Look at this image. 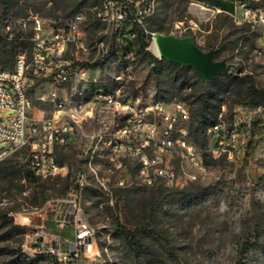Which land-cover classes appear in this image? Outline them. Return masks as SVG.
<instances>
[{"label":"rangeland","instance_id":"374dc122","mask_svg":"<svg viewBox=\"0 0 264 264\" xmlns=\"http://www.w3.org/2000/svg\"><path fill=\"white\" fill-rule=\"evenodd\" d=\"M101 2L0 0V28L4 30L7 18L28 21L37 16L53 27L83 13L82 30L89 52L80 54L79 59L85 66L99 70L102 78L111 80L127 67L121 66L119 58L108 50L112 29L95 16ZM227 5L232 7L228 2ZM146 27L154 35L189 37L204 52L213 50L215 61H225L230 66L225 76L206 85L194 69L181 70L161 62L151 48L153 40L149 36L147 50L157 61L145 62L136 55L134 62L127 64L133 79L120 92L126 103L139 108L154 102L169 107L186 104L190 115L185 125L188 139L203 154L206 171L178 189L161 179L152 186L143 185L138 165L129 160H123L122 169L98 155L89 162L86 151L92 146V136L123 115H114L86 97L83 102L88 105L80 115L84 117L80 126L72 123L70 143L56 149L57 161L66 168L63 175L32 177L21 156L9 158L0 166V264L55 262L50 257L35 260L29 235L37 225H44L53 235L74 239L73 228L60 229L54 220L67 213L68 206L62 203L75 199L72 195L81 188L80 183V214L95 231L94 256L98 264H237L240 260L264 264V105L251 109L246 104L248 77L256 88L264 90V52L260 53L264 29L238 24L228 14L204 10L182 0L160 1ZM25 34L30 38V29ZM68 57L78 58L74 53ZM110 85V90L117 91L115 84ZM54 91L51 81H34L30 98L35 116H52ZM57 93L61 100L70 96L68 88H59ZM87 112L91 113L85 117ZM202 112L210 122L217 115V122L222 119L228 129L238 130L240 137L232 160L213 157L214 124L203 126ZM11 114L14 112L4 111L0 117ZM163 164L172 167L178 177L195 172L179 147L165 153ZM107 178L111 181L110 192L102 187ZM123 179L129 185L116 187ZM3 216L9 217L11 223L5 222ZM118 227L136 231L139 248L132 247ZM246 242L250 249L242 254Z\"/></svg>","mask_w":264,"mask_h":264},{"label":"built area","instance_id":"2783aa9c","mask_svg":"<svg viewBox=\"0 0 264 264\" xmlns=\"http://www.w3.org/2000/svg\"><path fill=\"white\" fill-rule=\"evenodd\" d=\"M162 0H102L95 16L96 19L112 29L108 50L118 57L119 64L127 70L115 73L111 80L102 78L99 70L85 66L79 59L87 54L89 46L82 30L85 20L83 13L75 15L66 24L48 26L44 20L34 16L30 19L15 21L7 18L0 35L14 45V63L10 69L0 66V114L12 111L6 118L0 117V164L9 158L21 156L26 169L39 179L63 175L65 166L59 164L56 149L70 143L73 125L80 126L88 103L83 102L91 96L93 103H101L112 114H122L104 129L92 136V146L86 151L91 162L95 155L107 158L117 169L123 168V160L135 162L138 178L145 186H152L163 180L167 186L183 189L189 182L198 179L206 171L203 154L189 141L186 123L190 115L184 103L172 107L154 102L149 106L138 107L126 103L120 92L124 84L133 79L129 65L137 55L136 28H141L154 40L146 27L156 13ZM192 6L231 16L238 24L264 29V0H225L232 11L213 8L203 0H182ZM30 29L31 37L26 36ZM261 54L264 52V33L260 38ZM149 43V41H148ZM133 50L135 52H133ZM74 53L76 60L68 57ZM51 81L56 91L52 93L54 111L51 117H37L32 113L30 90L34 81ZM115 84L117 91L110 90ZM59 88H68L70 96L58 99ZM78 100L79 102H76ZM91 113V112H90ZM87 112L85 115L90 114ZM70 119V121L65 120ZM7 120V123L4 122ZM216 135L214 158L222 156L233 159L234 150L239 142V132L228 129L224 120H219L211 129ZM176 147L184 151L185 157L194 173L176 176L174 169L163 164L165 153H172ZM127 179L120 180L116 187L125 188ZM83 184L76 190L64 216L55 218L56 227H71L74 239H62L53 235L44 225H37L29 235L34 245L35 255L53 258V264H98L94 256V229L82 217L79 196ZM102 187L110 192V179H103ZM66 204V205H65Z\"/></svg>","mask_w":264,"mask_h":264},{"label":"trees","instance_id":"16d2710c","mask_svg":"<svg viewBox=\"0 0 264 264\" xmlns=\"http://www.w3.org/2000/svg\"><path fill=\"white\" fill-rule=\"evenodd\" d=\"M208 2H207V0H205V4H207L210 7L222 9L224 11L231 10V7H229V5H227L226 2H223L221 0H208ZM4 4L6 5L7 2L4 1ZM5 8H7V7H5ZM135 30L138 32V36H137V46H138L137 47V55H138V57H140V59L142 61H145V62H149V63L156 62L157 58L147 50L148 41H146V34L144 33V31L141 28H136ZM14 53H15L14 45L12 43L8 42V40H6L4 38V36L0 35V66L3 67L4 69L12 68L13 63H14ZM160 61L166 63L169 66L177 68V69H181V70L191 69V67H183V66H180L177 64L170 63V62L166 61L165 59H161ZM95 66L96 65H93V67H95ZM197 76L199 77V79L202 83L207 85V84H212L216 80L221 78L222 76H225V73H223L222 75L217 77L215 80L208 81V82H205L199 75H197ZM248 82H249L248 90H247V97H248L247 100L248 101L246 104L249 108L256 109L259 106L264 105V90H259L258 88H256L253 80L250 77H248ZM88 97H91V96H88ZM205 106H207V105L205 104ZM201 116H202L201 124H203V126L207 125L211 122L214 125L217 123V121H216L217 115L213 116V119L211 122L206 119V114L204 112H202ZM2 164L3 163H1L0 166ZM28 174L31 175L32 177H36L30 171H28ZM1 218L5 222H10V220H11L7 216H3ZM118 230L125 237V239L128 241V243L130 245H132V247H138L139 248V241L137 240V232L136 231L135 232L127 231V230L123 229L122 227H118ZM249 249H250L249 242H246L244 244L243 249H242V254L247 253L249 251ZM47 257L48 256H44V255H36L35 260H42V259H45ZM16 262L17 261H15L14 263H16ZM237 264H245V262L243 260H240Z\"/></svg>","mask_w":264,"mask_h":264},{"label":"water","instance_id":"95a60500","mask_svg":"<svg viewBox=\"0 0 264 264\" xmlns=\"http://www.w3.org/2000/svg\"><path fill=\"white\" fill-rule=\"evenodd\" d=\"M160 59L183 67H191L205 81L215 80L230 70L225 61H215L214 51L204 52L189 37L155 34Z\"/></svg>","mask_w":264,"mask_h":264},{"label":"bare ground","instance_id":"6f19581e","mask_svg":"<svg viewBox=\"0 0 264 264\" xmlns=\"http://www.w3.org/2000/svg\"><path fill=\"white\" fill-rule=\"evenodd\" d=\"M151 48H152L153 52H154L157 56L160 55V51H159L158 45H157V43H156L155 35H154V40H153V43H152V47H151Z\"/></svg>","mask_w":264,"mask_h":264},{"label":"crops","instance_id":"0c3cea01","mask_svg":"<svg viewBox=\"0 0 264 264\" xmlns=\"http://www.w3.org/2000/svg\"><path fill=\"white\" fill-rule=\"evenodd\" d=\"M204 2H205V0H203ZM221 1H223V2H226L227 3V1H225V0H221ZM230 11H232V7H231V10H229L228 12H230Z\"/></svg>","mask_w":264,"mask_h":264}]
</instances>
